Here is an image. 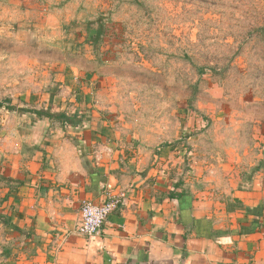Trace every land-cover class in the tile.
Masks as SVG:
<instances>
[{
  "label": "rangeland",
  "instance_id": "1",
  "mask_svg": "<svg viewBox=\"0 0 264 264\" xmlns=\"http://www.w3.org/2000/svg\"><path fill=\"white\" fill-rule=\"evenodd\" d=\"M59 77L90 99L55 113L171 154L177 181L264 155V0H0V134Z\"/></svg>",
  "mask_w": 264,
  "mask_h": 264
},
{
  "label": "crops",
  "instance_id": "2",
  "mask_svg": "<svg viewBox=\"0 0 264 264\" xmlns=\"http://www.w3.org/2000/svg\"><path fill=\"white\" fill-rule=\"evenodd\" d=\"M55 81L12 96L23 114L0 134V264H264V155L177 181L171 154L118 144L96 118L63 123L52 106L90 97ZM122 191L99 235L76 231L83 200Z\"/></svg>",
  "mask_w": 264,
  "mask_h": 264
},
{
  "label": "built area",
  "instance_id": "3",
  "mask_svg": "<svg viewBox=\"0 0 264 264\" xmlns=\"http://www.w3.org/2000/svg\"><path fill=\"white\" fill-rule=\"evenodd\" d=\"M126 198L125 192L109 193L103 202L83 200L80 209V221L76 231L88 237L99 235L112 211Z\"/></svg>",
  "mask_w": 264,
  "mask_h": 264
},
{
  "label": "trees",
  "instance_id": "4",
  "mask_svg": "<svg viewBox=\"0 0 264 264\" xmlns=\"http://www.w3.org/2000/svg\"><path fill=\"white\" fill-rule=\"evenodd\" d=\"M101 34V31H96V33L94 34V39L97 38V36L99 37V35ZM95 41H97V39H95ZM35 113H37L38 115H45L47 117H54L56 116L55 114H52L50 112H43L41 110H37L35 111ZM58 118H60L62 120V122H68L69 124H75L78 123V119L77 118V114H73V115H68L67 113H62V114H58V116H56ZM173 195V194H172Z\"/></svg>",
  "mask_w": 264,
  "mask_h": 264
}]
</instances>
